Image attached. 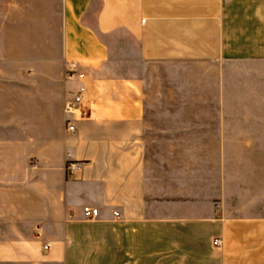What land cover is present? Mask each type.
<instances>
[{
    "label": "crops",
    "instance_id": "0c3cea01",
    "mask_svg": "<svg viewBox=\"0 0 264 264\" xmlns=\"http://www.w3.org/2000/svg\"><path fill=\"white\" fill-rule=\"evenodd\" d=\"M0 264H264V0H0Z\"/></svg>",
    "mask_w": 264,
    "mask_h": 264
},
{
    "label": "built area",
    "instance_id": "2783aa9c",
    "mask_svg": "<svg viewBox=\"0 0 264 264\" xmlns=\"http://www.w3.org/2000/svg\"><path fill=\"white\" fill-rule=\"evenodd\" d=\"M68 78L69 79H73V78H77L79 80L83 79V75L79 74L77 72V70L74 68V65L72 66V69L68 72ZM84 101V94H83V89H80L75 95H74V99L71 103H69L67 105V113L68 114H75V112L77 111L78 107L83 103ZM75 130V126L74 125H68V131L70 132H74ZM81 164L80 163H76V162H69L67 164V171L68 174H74L76 171H78L81 168ZM36 167V165H35ZM116 217H119V213H114ZM83 215L85 218L87 219H98L99 215H100V211L97 208H91V207H85L83 209ZM219 242L216 241L214 244L217 245ZM49 246L47 245L45 247V249H48Z\"/></svg>",
    "mask_w": 264,
    "mask_h": 264
},
{
    "label": "rangeland",
    "instance_id": "374dc122",
    "mask_svg": "<svg viewBox=\"0 0 264 264\" xmlns=\"http://www.w3.org/2000/svg\"><path fill=\"white\" fill-rule=\"evenodd\" d=\"M121 42H122V40H120V44H121ZM120 57H123L121 54H118ZM155 144V143H154ZM160 144H162V145H164L165 143H158L157 145H160ZM152 151L155 153V152H159V153H155V155H157L158 156V160L160 159V157H161V155H163V158H164V151H155L154 150V148L152 149ZM152 152V153H153Z\"/></svg>",
    "mask_w": 264,
    "mask_h": 264
}]
</instances>
